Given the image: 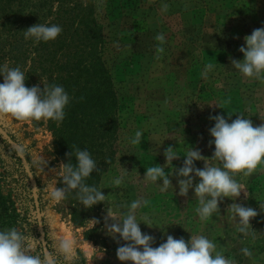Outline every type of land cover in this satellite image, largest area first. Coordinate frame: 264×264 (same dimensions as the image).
<instances>
[{
  "label": "rangeland",
  "instance_id": "374dc122",
  "mask_svg": "<svg viewBox=\"0 0 264 264\" xmlns=\"http://www.w3.org/2000/svg\"><path fill=\"white\" fill-rule=\"evenodd\" d=\"M94 2L107 39L104 58L119 100L114 160L99 187L105 200L91 208L81 203L85 221L77 225L69 202L49 196V185L65 188V164L56 154L48 120L25 122L6 116L0 119V128L24 147L36 190L17 150L0 133V231L16 228L34 245L29 253L38 255L44 252L42 221L48 251L57 264H122L116 251L127 242L118 234L113 238L109 226L121 223L131 203L139 200L136 219L142 233L154 238L153 247L166 242L168 235L186 242L191 235H203L233 264H264V164L250 176L235 175L242 185L241 195L224 198L207 219L196 211L200 205L194 186L199 178L193 173V188L182 196L178 181L183 178L176 174L190 148L212 157L214 144L209 142L214 138L209 129L215 121L210 117L222 115L231 123L240 115L254 126L264 124V81L243 76L231 64L233 59H243L239 48L246 46L244 37L264 27V0ZM5 23L2 17L0 28ZM161 33L163 44L155 39ZM8 41L11 38L4 30L0 46ZM2 52L0 68H13ZM137 131L142 133L140 142L132 143ZM168 147L178 159L167 165ZM207 163L222 167L217 160ZM153 165L164 167L169 176L171 185L166 190L162 180H146L144 173ZM194 166L203 169L204 161H194ZM233 203L258 213L245 232L239 231V218L229 210ZM65 238L73 242L74 255L69 258L57 250ZM243 249L252 255H245Z\"/></svg>",
  "mask_w": 264,
  "mask_h": 264
},
{
  "label": "clouds",
  "instance_id": "9594fccd",
  "mask_svg": "<svg viewBox=\"0 0 264 264\" xmlns=\"http://www.w3.org/2000/svg\"><path fill=\"white\" fill-rule=\"evenodd\" d=\"M163 7L167 8V5ZM61 32L62 28L55 24H36L24 30V35L26 39L32 38L39 43L55 40ZM155 39L161 44L165 42L162 33ZM244 40L246 46L239 48L243 53V59H233L231 64L243 76L264 81V27L254 29L250 35L244 37ZM158 51L162 53L164 49L160 47ZM212 67L211 64L207 65L208 70ZM0 75L3 76V83H0V119L10 116L17 121L25 122L42 119L63 121L64 110L69 104L70 97L62 86L51 85L44 87L43 90L39 86L27 87L25 73L19 67L8 68L5 65L0 68ZM210 119L215 121L214 126L209 129L210 135L214 138L209 142L214 144L212 157L206 158L199 150L190 148L184 157L183 166L176 172L183 178L178 181L182 196H186L189 189L193 188V173L199 178V182L194 186V193L200 205L196 211L201 219H207L216 212L224 198H238L241 195L242 185L234 179L235 175L250 176L264 164V124L254 126L251 119L240 115L231 123L222 115ZM141 136L142 133L137 131L132 143H139ZM17 150L23 156L24 147L18 146ZM164 155L167 165L178 159L172 147H168ZM75 158L77 162L75 167L71 164L63 166V183L67 190L79 189V200L85 208H91L105 200L102 191L83 183L96 169V163L87 150L79 148L75 150ZM208 159L221 162L222 167L207 163ZM198 160L204 161L203 169L195 168L194 161ZM144 175L149 181L162 180V190L171 185L169 176L165 175V169L160 165L148 167ZM116 183L119 184L120 181L117 180ZM49 188L52 200L60 202L65 199V188L51 185ZM140 205L139 200L132 202L122 222L109 226L113 238L118 234L127 242L116 251V256L122 264H233L216 252L214 243L203 235H191L187 242L183 238L176 239L168 235L166 242L153 247L154 238L142 233L136 219L135 210ZM229 210L239 218L241 232H245L250 220L258 215L255 209L236 203L230 205ZM28 241L29 237L21 234L16 228L0 231V264H57L55 255L47 250L42 254L31 255L29 249L34 245L28 244ZM57 250L69 258L74 255L73 242L67 238L62 239ZM243 252L247 256L252 255L248 249H243Z\"/></svg>",
  "mask_w": 264,
  "mask_h": 264
},
{
  "label": "trees",
  "instance_id": "16d2710c",
  "mask_svg": "<svg viewBox=\"0 0 264 264\" xmlns=\"http://www.w3.org/2000/svg\"><path fill=\"white\" fill-rule=\"evenodd\" d=\"M56 1L59 5L54 8ZM2 17L6 23L0 35L5 30L11 41L0 51L11 67L25 71L26 86L43 90L59 85L69 95L63 121L48 120L55 151L64 164L75 167L76 148L87 150L96 169L83 183L99 190L114 160L119 100L104 58L107 39L94 0H0ZM36 24H55L62 32L52 41H27L24 30ZM65 189L72 219L82 225L86 214L80 210L79 189L67 190L66 185Z\"/></svg>",
  "mask_w": 264,
  "mask_h": 264
},
{
  "label": "water",
  "instance_id": "95a60500",
  "mask_svg": "<svg viewBox=\"0 0 264 264\" xmlns=\"http://www.w3.org/2000/svg\"><path fill=\"white\" fill-rule=\"evenodd\" d=\"M0 133H2L7 138V140L10 142V144L13 146V148H15V150H17L18 145L16 144V142L13 141V139L4 130H2L1 128H0ZM17 152H18V150H17ZM18 155L21 157L22 161L24 162V165H25V167H26V169H27L32 181H33V184H34V187H35V190H36V182H35V179L33 177L31 169H30V165H29L25 155L23 154V156H21L19 154V152H18ZM36 205H37V208L39 210V201H38L37 195H36ZM40 230H41V235H42V242H43L44 251L45 250L48 251L47 242H46V239H45V232H44V229H43L42 221L40 223Z\"/></svg>",
  "mask_w": 264,
  "mask_h": 264
}]
</instances>
